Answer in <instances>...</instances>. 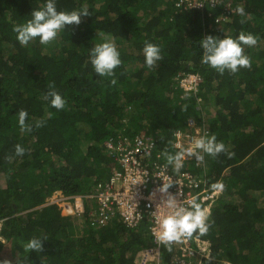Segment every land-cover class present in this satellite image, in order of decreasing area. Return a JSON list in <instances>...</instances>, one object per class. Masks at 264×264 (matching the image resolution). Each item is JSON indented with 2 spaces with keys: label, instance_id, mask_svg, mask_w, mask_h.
I'll return each instance as SVG.
<instances>
[{
  "label": "trees",
  "instance_id": "trees-1",
  "mask_svg": "<svg viewBox=\"0 0 264 264\" xmlns=\"http://www.w3.org/2000/svg\"><path fill=\"white\" fill-rule=\"evenodd\" d=\"M177 1L55 0L57 11L86 7L90 15L48 45L39 38L21 45L14 26L46 0H0V262L137 264L152 245L147 219L138 227L119 217L97 225L90 215L97 204L84 201L82 212L63 215L46 198L100 189L117 166L105 141L133 136L129 127L152 135L154 151L169 153L173 131L195 120L234 156L206 155L203 167L184 162L180 169L200 173L210 190L196 201L210 213V228L193 235L204 256L192 264H264V0H221L202 9ZM241 32L258 37L255 46H243L250 69L220 75L202 63L199 41L206 35L235 39ZM105 37L122 61L113 77L97 75L90 63V50ZM145 42L161 48L153 69L145 65ZM190 73L200 77L196 91L177 85ZM50 83L66 101L63 110L44 99ZM22 109L27 123L44 120V126L22 132ZM17 144L23 156L15 155ZM32 237L48 238L40 253L23 252ZM173 252L162 245L161 264H169Z\"/></svg>",
  "mask_w": 264,
  "mask_h": 264
},
{
  "label": "clouds",
  "instance_id": "clouds-1",
  "mask_svg": "<svg viewBox=\"0 0 264 264\" xmlns=\"http://www.w3.org/2000/svg\"><path fill=\"white\" fill-rule=\"evenodd\" d=\"M235 11L240 16L245 15L242 6H237ZM89 15V11L86 7L79 10H72L70 12L57 11L55 0H46L41 9L32 11V18L30 20L22 25L14 26L13 31L17 34L16 39L21 45H28L29 42L35 40L36 38H39V43L41 45H48L56 40L58 33L64 30L65 26L79 25L81 23V17ZM241 23H244V21L241 20ZM257 42L258 37L251 33L245 34L244 32H241L235 39L230 36L218 38L212 35H206L199 41V47L203 52L202 63L208 65L212 69H215L220 75H223L226 70L229 73L235 74L240 68L250 69L251 59L245 55L243 46L252 47L255 46ZM143 55L145 65L149 69H153L157 62L163 58L161 55V48L158 45H154L149 42H145ZM89 57L95 73L101 77H113L115 74L114 70L122 64L120 53L110 37H105L104 42L96 44L90 50ZM111 83L114 85L116 80L112 79ZM177 85L182 87L180 78H177ZM44 99L49 100L51 107L58 111L63 110L66 106L65 99L62 98V96L55 90L54 83H50L48 85V91L45 93ZM27 117L28 113L26 110L22 109L19 111L18 124L22 132L30 133L32 132L33 127L39 128L45 124L44 120L36 121L34 125L27 123ZM194 122L196 128L202 130V128L197 127L195 120ZM133 132L137 133V131ZM173 149L175 148L173 147ZM14 152L16 156H23L25 148L17 144L14 146ZM221 153L226 154L229 158L234 156V153L229 152L223 142H217V138L214 134L209 136L205 133L204 135L196 138L193 146L186 151H181L176 154H169L165 152L163 155L166 159V167L172 166L175 172H179L183 167L185 155L193 156L198 161H203L205 160L203 154H205V156L208 155L212 158H216ZM5 159H11V157H5ZM184 162L192 161L187 160ZM201 178L205 184V179L202 176ZM172 184L171 179H169V182L162 183L161 187L158 189L160 193L164 194L165 198L162 199L160 204L162 211L158 216V229L156 232V240L169 252L172 250V244L182 242L186 239H191L193 235L197 233L200 236L207 235L210 228V213L206 212L195 200L192 201L190 207L183 206L176 199V196L168 193V189L172 186ZM218 187L222 188L223 186L219 185ZM209 191L210 190L207 188L208 194ZM177 195H182V192L177 193ZM74 196L78 195L65 197H69L68 200H70L75 199ZM81 200L82 202L80 205L83 211V202L88 200L83 198ZM75 213L76 212L73 214ZM2 227L3 221H0V229H2ZM47 239V237H32L24 244L23 252L28 253L29 251H34L36 253H40L43 251L42 242ZM0 264H10V261L5 259L0 262Z\"/></svg>",
  "mask_w": 264,
  "mask_h": 264
},
{
  "label": "built area",
  "instance_id": "built-area-1",
  "mask_svg": "<svg viewBox=\"0 0 264 264\" xmlns=\"http://www.w3.org/2000/svg\"><path fill=\"white\" fill-rule=\"evenodd\" d=\"M221 0H178L176 5H184L186 8L202 9L205 6L214 7ZM230 5V2L228 3ZM232 9L227 10L231 12ZM225 19V16L215 20ZM200 77L190 73L180 78L181 86L187 91H196ZM130 132H133L132 130ZM207 130L196 128L194 120H189L188 127L176 129L172 133V145L176 153L186 151L194 144V140ZM155 138L152 135L141 136L135 133L133 136L119 133L117 140L105 141V147L116 162V168L110 177L94 193L74 196L86 200H95L97 207L91 210V216L97 225H105L112 219H119L128 227H138L147 219L148 229L152 236V246L144 249L137 264H161V244L156 240L158 229V216L162 208L160 206L164 194L158 189L162 183L171 182L168 193L176 196V199L185 207H190L193 200L200 196H208L207 187L200 173L194 175L181 170L175 172L172 166L166 167V159L163 152H156ZM204 158H205V154ZM192 161L198 167H202L203 161H198L193 156L185 155L184 161ZM182 192V195L177 193ZM69 197H64L67 200ZM82 202V200H81ZM82 211L81 205H76V213ZM174 252L171 254L169 264H192V260L204 255L196 250L192 244V238L172 244Z\"/></svg>",
  "mask_w": 264,
  "mask_h": 264
},
{
  "label": "rangeland",
  "instance_id": "rangeland-1",
  "mask_svg": "<svg viewBox=\"0 0 264 264\" xmlns=\"http://www.w3.org/2000/svg\"><path fill=\"white\" fill-rule=\"evenodd\" d=\"M125 121H128V118H125ZM129 129L133 130L134 127H129ZM169 154H176L175 149L171 150ZM64 195L61 194V192L57 191L54 194H52L50 197L46 198L47 204L50 203H56L57 206L60 208L62 214L66 215H74L73 213L76 211V205L81 204V199L79 197H76L75 199L65 200ZM93 202L92 204L96 206L95 201L90 200Z\"/></svg>",
  "mask_w": 264,
  "mask_h": 264
}]
</instances>
